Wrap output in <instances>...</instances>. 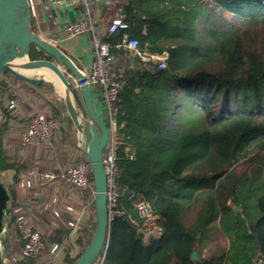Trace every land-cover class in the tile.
Listing matches in <instances>:
<instances>
[{
	"label": "trees",
	"instance_id": "16d2710c",
	"mask_svg": "<svg viewBox=\"0 0 264 264\" xmlns=\"http://www.w3.org/2000/svg\"><path fill=\"white\" fill-rule=\"evenodd\" d=\"M120 9L126 28L105 40L120 83L114 158L117 209L126 216L108 222L100 264H256L264 254V0H129ZM29 30L36 33L32 19ZM124 35L140 54H165L166 68L124 49ZM44 55L29 47V59ZM2 76L0 174L12 171L4 264H73L94 233V188L90 169L83 192L62 176L88 163L86 155L62 101ZM37 109L55 129L28 149L22 139ZM31 168L53 171L57 181L42 186L27 176ZM136 201L159 217L158 236L144 238ZM67 207L89 214L73 242ZM19 223L41 235L34 259H14L23 247Z\"/></svg>",
	"mask_w": 264,
	"mask_h": 264
},
{
	"label": "water",
	"instance_id": "95a60500",
	"mask_svg": "<svg viewBox=\"0 0 264 264\" xmlns=\"http://www.w3.org/2000/svg\"><path fill=\"white\" fill-rule=\"evenodd\" d=\"M30 19L29 0H0V74H11L37 88L42 86V79L30 78L6 65L8 60L19 53L24 56L22 65L25 69L29 71L33 68H42L52 71L68 91V94L63 98V104L67 116L78 134V141L82 136L84 138V152L94 188L95 215L93 236L81 256L73 264H94L95 260L103 254L107 244L109 220L103 153L108 143L109 131L105 121L95 110L91 87L84 86L79 89L88 121L85 120L81 112L77 111V95L71 85V78L79 82L83 81L80 72L59 49L29 30ZM31 45L44 52V57L29 59L28 50ZM6 183L7 181H4L0 174V257L2 263L5 261L2 255L8 239L6 222L10 212L7 206L9 196ZM236 209L237 207H234V210ZM196 257V252H193L191 259L195 260Z\"/></svg>",
	"mask_w": 264,
	"mask_h": 264
},
{
	"label": "built area",
	"instance_id": "2783aa9c",
	"mask_svg": "<svg viewBox=\"0 0 264 264\" xmlns=\"http://www.w3.org/2000/svg\"><path fill=\"white\" fill-rule=\"evenodd\" d=\"M96 2L109 3L108 0H45V9H50L52 6H74L83 5L85 7L84 20L78 23H68L64 26V32L73 36L85 31L90 25L89 5ZM30 3V0H29ZM30 13L34 14L33 6L30 3ZM117 28H126V26L119 20H113L108 27L106 33L100 36H93L91 49L92 59L86 70L81 72L83 81L79 82L71 78L72 87L80 89L84 86L96 88L100 94L101 99L104 102L106 115H107V128L109 131V139L106 148L103 153V164L106 176L107 184V210L108 220L111 221L115 217L126 216V213L122 209H117L118 197L120 194V187L117 184L118 171L115 166L114 158V146H115V134L117 131V114L115 103L117 101V93L120 87V83L114 78L112 72V66L114 64L113 59L109 52V45L105 40L108 34L113 33ZM121 46L129 52L136 54L141 61L147 64H157L158 69H165L166 65L162 56H155L149 54H140L137 50L138 42L136 39H131L124 35L122 38ZM131 67V65H129ZM55 125L53 121L45 117L42 113H35L31 116L29 126L25 134L23 135V144L25 148L31 149L37 141H48L53 135ZM78 148L84 152V138L83 136L78 141ZM85 153V152H84ZM133 151L128 152V158H133ZM89 165L86 162H79L75 166L68 168L63 178L66 182L77 189L79 192H83L89 185L88 180ZM27 176L29 178H35L42 186L52 185L57 181L55 172L50 170H39L37 168H31ZM31 181L27 180L24 184L25 187H30ZM56 191L53 192L55 195ZM55 199V198H54ZM53 199V202L55 201ZM135 208L137 210L138 217L144 219L145 222L153 218V214L147 203L143 201H136ZM67 211L72 213L75 218V223H69L72 233L75 236L78 229V225L81 223V213L74 210L72 207H67ZM17 231L23 242L21 253L16 260L22 258H36L42 251L44 244L41 235L38 231L26 226L22 223L17 225ZM53 251L56 250V246L53 247ZM101 257L99 256L94 264H100ZM256 264H264V254L258 256Z\"/></svg>",
	"mask_w": 264,
	"mask_h": 264
},
{
	"label": "crops",
	"instance_id": "0c3cea01",
	"mask_svg": "<svg viewBox=\"0 0 264 264\" xmlns=\"http://www.w3.org/2000/svg\"><path fill=\"white\" fill-rule=\"evenodd\" d=\"M108 1L109 3L96 2L90 4V25L82 33L69 36L64 32V26L68 23H78L84 20L86 9L83 5L60 7L52 6L50 9H45V0H30V3L32 4L34 10V14H31V19L33 21V27L36 31L35 34L47 43L53 45L55 48L59 49L73 63L78 72H86L92 59V37L95 35L100 36L101 34L106 33L112 21L121 18L120 8L124 6L129 0ZM162 58H165V54L162 55ZM29 72H35L39 74L40 78L43 80L42 86L40 88L28 84L29 86L34 87L37 91L47 86L48 88L46 89H49L47 95H54L56 99L63 102V98L65 95L68 94V91L64 84L52 71L47 70L46 74L45 72H38L32 70ZM2 75L3 74H0V81L3 79ZM72 83L73 82H71V85ZM59 87L63 89L64 95L60 91ZM73 89L78 98L81 100L79 89L74 87ZM92 93L94 98L95 110L107 124V115L104 102L101 99L100 94L96 88H92ZM75 135L76 140L78 142V134L76 133V130ZM34 150L35 157L41 156V149L39 147L35 148ZM4 174H6L7 176L6 181L9 182L12 176V171L4 172ZM80 213L81 223L78 225V228L84 225L86 220L89 218V214H87L86 212ZM159 220V217L154 215L151 220L144 222V227L141 230V233L143 234L145 239H148L151 236L159 235ZM15 236L16 235L14 234V241L16 239ZM75 237L76 235L74 236L71 231V234L69 235L68 239L69 242H73ZM4 253L2 257H4ZM18 255V253H15V258H17ZM4 260L6 259L4 258Z\"/></svg>",
	"mask_w": 264,
	"mask_h": 264
},
{
	"label": "rangeland",
	"instance_id": "374dc122",
	"mask_svg": "<svg viewBox=\"0 0 264 264\" xmlns=\"http://www.w3.org/2000/svg\"><path fill=\"white\" fill-rule=\"evenodd\" d=\"M226 17H229L230 15L227 13L226 15H225ZM23 75H25V76H28V77H30V78H36V79H41L40 78V76H39V74H37V73H35V72H29L28 70L27 71H22L21 72ZM33 89H35L34 87H32ZM46 88H48L47 86L46 87H44V88H42V89H40V90H38L39 92H41L44 96H49V95H47V93H48V90L46 89ZM61 91V90H60ZM7 96H6V99L9 97V93H7L6 94ZM64 95V94H63ZM24 101L23 102H27L29 99H30V96H28V97H25L24 96V98H22ZM19 102V103H18ZM13 101L11 104H15V106H16V108H17V111H21L22 112V108H21V103H20V101ZM79 103H80V105H81V110H79V108H77V106H76V109H77V111H81L82 112V110H83V105H82V101L79 99ZM5 104H8V102L6 101L5 102ZM35 108V107H34ZM42 112H46V109H44V110H35V111H33L31 114H34V113H42ZM83 113V112H82ZM85 120L86 121H88V119L87 118H85ZM0 122H1V115H0ZM77 145H78V142H77ZM78 147V146H77ZM85 154V153H84ZM241 170V169H240ZM2 177H3V180L4 181H6V174H4V173H2ZM88 214V213H87ZM3 259H4V257H3ZM7 262V260H5L2 264H4V263H6Z\"/></svg>",
	"mask_w": 264,
	"mask_h": 264
},
{
	"label": "bare ground",
	"instance_id": "6f19581e",
	"mask_svg": "<svg viewBox=\"0 0 264 264\" xmlns=\"http://www.w3.org/2000/svg\"><path fill=\"white\" fill-rule=\"evenodd\" d=\"M24 60V56L19 54V53H16V55L11 58L10 60H8L7 62V66L12 69V70H15V71H19V72H22V71H27V69H25V67L22 65V61ZM32 71H38V72H45L46 74V70L43 71L42 68H33L31 69ZM29 70V71H31ZM61 92L63 93V89L61 87H59ZM64 94V93H63ZM1 245V244H0ZM0 264H2V259L0 257Z\"/></svg>",
	"mask_w": 264,
	"mask_h": 264
}]
</instances>
